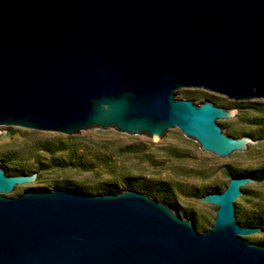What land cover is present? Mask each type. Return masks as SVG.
Returning a JSON list of instances; mask_svg holds the SVG:
<instances>
[{
	"label": "water",
	"instance_id": "95a60500",
	"mask_svg": "<svg viewBox=\"0 0 264 264\" xmlns=\"http://www.w3.org/2000/svg\"><path fill=\"white\" fill-rule=\"evenodd\" d=\"M264 104V0H0V143L13 129L76 140L122 132L169 143L180 131L229 162L264 148L222 124ZM47 177L0 167V264H264V231L236 206L264 183L231 177L201 200L203 230L169 186L28 190Z\"/></svg>",
	"mask_w": 264,
	"mask_h": 264
},
{
	"label": "rangeland",
	"instance_id": "374dc122",
	"mask_svg": "<svg viewBox=\"0 0 264 264\" xmlns=\"http://www.w3.org/2000/svg\"><path fill=\"white\" fill-rule=\"evenodd\" d=\"M194 101H222L225 108H243L244 124H222L237 137L264 141V104L244 107L209 91L187 93ZM13 164L27 174L47 177L40 187L28 190L62 189L72 186L93 194L111 193L113 185L124 190L150 194L148 187L132 183L135 178L153 180L175 190L189 210L187 218L198 214L203 230L213 224L217 205L202 202L210 192L224 190L234 176L261 173L264 176V148L254 146L252 154L229 162L208 154L192 138L180 131L169 143L129 138L122 132H87L76 140L36 135L31 129H13L0 143V167ZM250 197L240 204L247 225L264 231V183L249 187ZM257 222V225L254 223ZM264 239L255 242L262 243Z\"/></svg>",
	"mask_w": 264,
	"mask_h": 264
},
{
	"label": "trees",
	"instance_id": "16d2710c",
	"mask_svg": "<svg viewBox=\"0 0 264 264\" xmlns=\"http://www.w3.org/2000/svg\"><path fill=\"white\" fill-rule=\"evenodd\" d=\"M240 210H241V206L237 205L236 206V213H238V211H240ZM257 224H258L257 222L254 223V225H257Z\"/></svg>",
	"mask_w": 264,
	"mask_h": 264
}]
</instances>
